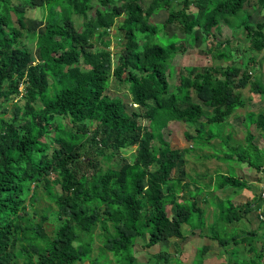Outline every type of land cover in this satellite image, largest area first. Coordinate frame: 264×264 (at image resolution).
<instances>
[{"label": "trees", "instance_id": "16d2710c", "mask_svg": "<svg viewBox=\"0 0 264 264\" xmlns=\"http://www.w3.org/2000/svg\"><path fill=\"white\" fill-rule=\"evenodd\" d=\"M140 1L97 0L103 9L89 16L92 0H0V103H16L11 119L0 116V264H110L107 254L114 264H137L136 245L150 248L170 238L183 239L184 225L222 249V261L214 264H264V235L236 228L253 210L264 227L261 188L253 202L234 203L232 197L214 195L225 188L234 194L253 191L234 174L215 173L212 188L200 182L212 176L195 170L189 179L174 177L186 150L162 136L171 123L185 124L196 132L185 134L189 141L206 147L220 139L214 155L195 159L200 167L215 158L264 176V147L256 145L253 133L255 129L264 140V111L244 116L240 145L232 146L233 134L222 129L245 106L240 89L250 85L256 95H264L260 78L255 76L254 82L248 69L255 65L254 54L264 51V23L249 25L243 13L249 0H151L145 9ZM172 3L181 9H173ZM255 6L264 12V0H255ZM161 10L167 12L166 22L151 25V17ZM28 16L44 25L41 33L28 31ZM73 16L81 22L80 30ZM234 18L238 23L229 27L241 30L249 43L245 67L236 65L232 54L209 48L211 59L224 66L183 67L176 78L171 62L184 43L168 36L165 26L188 35L199 28L209 40ZM113 28L118 32L115 54L109 50ZM23 37L36 43V63ZM173 80L177 83L172 87ZM122 85L130 105L109 96ZM133 147L132 161L114 168L113 161ZM96 151L101 162L95 161ZM40 183L56 209L58 225L51 235L42 227L47 213L34 208ZM205 191L212 193L208 203L217 217L207 234L205 209L196 202ZM181 193L189 198L181 201ZM228 227L237 230L228 234ZM96 230L101 249L91 259ZM207 251V245L199 247L191 264H208L203 259ZM156 259L187 264L164 252Z\"/></svg>", "mask_w": 264, "mask_h": 264}, {"label": "rangeland", "instance_id": "374dc122", "mask_svg": "<svg viewBox=\"0 0 264 264\" xmlns=\"http://www.w3.org/2000/svg\"><path fill=\"white\" fill-rule=\"evenodd\" d=\"M151 0H141L140 6L142 8H147L148 3ZM181 0H176L177 2H180ZM92 6L93 9L88 11L87 15L94 16V11L96 9H103L99 6L97 3V0H92ZM171 7L173 9H176L177 11L181 9V6L179 4H171ZM193 10V9H192ZM243 13L248 14L249 18V25L255 26L256 24L264 23V12L261 11L259 8L255 6V0H249L247 3L243 5ZM241 16V15H240ZM167 18V12L164 10L159 11L158 13L154 14L150 19L151 25H163L166 22ZM81 20V18L79 19ZM27 24H28V31L32 32L35 31L36 33H41L43 31V24L38 21L35 17L28 16L27 18ZM237 18L231 19V21H227L221 26V33L219 34V37L216 38H210L209 40L204 39V35L201 33L199 28H195L193 30V33L191 35L185 34L183 32H180L174 25H166L165 26V32H167L168 36L176 35L180 37L183 40V48L181 49L180 53L177 54V57L174 58L171 62V66L173 67L172 73L175 74V77L178 76V71L180 68H198V67H208L211 64L213 65H225L226 63L222 62L221 60H212L210 57V54L208 53L209 48L216 49V51H222L226 54L230 55L232 54V60L235 62L236 65H241L242 67H245V65L248 63L249 60V54H248V40L244 37L241 30H236L233 27L230 28L232 25H236ZM73 22L78 27V29L81 26V22L78 21L76 16H73ZM230 26V27H229ZM80 30V29H79ZM110 46L109 50L112 51V53H116L117 50V44L114 42L113 38L117 37L116 34H118L117 30L114 28L110 31ZM264 33V30H263ZM228 43H226V41ZM23 43L26 45L27 50L31 53L33 61L36 63L38 60V47L36 46V43L28 41L26 37L22 38ZM160 41L162 43H165L164 38H161ZM115 49V50H114ZM97 49H93V51H96ZM255 58V65L254 66H248V69L250 71V74L252 76V80L255 82V76L260 78L261 85L264 87V51L261 53L254 54ZM177 83V80H173L171 83V86L175 85ZM112 86L114 83L111 84ZM22 88V87H21ZM172 89V88H171ZM109 96L112 97H119L125 100L126 104L130 103V95L129 92L126 89V85H122L121 87L115 86L112 91H109ZM240 92L243 95V99L245 100V106L239 110L236 111L235 116H231L223 125L222 129L226 130L228 133L229 131L233 134L231 145L236 146L242 144L244 141L245 136V129L242 126L243 125V118L248 113H259L261 111H264V95H256L254 92L251 91L250 85L246 86L245 88L240 89ZM196 103H200L199 100L194 99ZM130 105V104H129ZM128 106L129 110H135L137 111V107L135 105ZM16 106V103L14 101L12 102H2L0 103V116L4 119H11L13 117V109ZM3 111H6L4 114H2ZM2 114V115H1ZM229 124V126H228ZM254 126L251 127L253 130ZM216 130V129H215ZM192 134V136L196 135V132L194 131V128L187 127L185 124L181 123H171L170 126L162 131L163 139L167 142H170L173 146L178 147L182 150H186L184 154V161L181 160L178 163V167L174 170L173 176L174 177H180L182 176L184 180L189 179V176H193L194 170L197 173H205L208 176H212V179L210 181L208 179L201 180V184H210L209 188H212L215 183V173L217 174H231L236 175L237 177L243 178L250 184L251 190L253 191H246L243 190L238 194H234L232 189L225 188L220 191H217L214 193V195L218 196L221 199H227L232 197V200L234 203H245L247 201L253 202L254 200V194H259V190L261 188V184L264 183V176L261 178V174L256 173V171L249 169L244 164H236L232 166V164L222 163L221 161L216 160L215 158H208L204 160L205 168L200 167L199 165H203L201 162H199V165L195 163V159L200 160V158L204 153V155H214V150L220 149L219 143L220 139H214L210 143L206 145V147L202 146L201 143L198 142V140L189 141L185 134ZM253 133L255 135V143L259 148L264 147V140L260 136V134L254 129ZM204 144V143H202ZM134 149L133 147L132 151L126 152L121 154V156L117 157L113 163L112 166L115 168L117 167L121 162L127 161L131 162L134 157ZM100 153L96 151L95 153V161L101 162V157H99ZM92 156V153L91 155ZM187 160V161H186ZM182 162V163H181ZM98 166H100V163H97ZM207 169V172H205ZM90 174H94L95 170H89ZM264 173V172H263ZM202 175V174H201ZM50 183L54 185V177H49ZM201 186V185H200ZM34 186L32 185L31 188ZM55 190L58 189V186H53ZM193 189V187H192ZM212 190V189H211ZM213 192V191H212ZM256 192V193H255ZM38 195L39 198L34 203L35 211L39 212L40 214L47 213L48 220L42 225L45 233L47 235H51V233L55 230V228L58 225V221L56 217L54 216V213L56 212L55 206L47 199L44 189L42 186V183L38 185ZM212 193L208 194V191L203 192L201 195L196 196V202L199 207H202L205 209V224L206 227L204 229V232L208 233V227L211 223H214L215 219L217 218L214 214L216 213L213 207L208 203V200L211 199ZM189 198L187 193H181L180 194V200L184 201ZM204 199L206 203L204 202ZM26 209L28 212L32 215V203L27 199L26 203ZM264 208V202L261 204ZM171 212H173V209H170ZM169 212V208H168ZM258 210H253L247 216L245 219H243L241 222L236 224V228L239 231H245L247 230H256L258 235H264V227H262L261 223L259 222L260 219H257ZM33 217V215H32ZM222 226L220 223L217 224L219 227ZM226 228V226H225ZM234 228V227H233ZM236 228L232 229L230 227L227 228L228 234H233L234 230H237ZM232 229V230H231ZM183 233V239H177V238H170L166 242H160L159 244L150 247V248H144L139 243L136 245V254H137V264H172V262L167 263V261L160 260L158 261L156 259V255L159 253H166L169 254L171 257H177L184 263L191 264L192 260L194 259L195 255H197V249L201 247L202 245L208 246L207 253L203 256V259L208 264H214L219 263L222 261V249L218 246V244L214 242H210L209 239L199 235V231H196L194 234H191V231L189 230V227L187 225H184L182 228ZM98 235L99 231L96 230L93 233L92 240L94 241L92 245V251H91V259L98 256V253L101 249V243L98 241ZM140 241L143 238H139ZM257 248L260 247V243H256ZM242 250V249H241ZM244 251H241L238 253L239 257H243ZM107 259L110 261V264H114L112 261V256L107 254ZM173 262L174 259H173ZM81 264H89L88 261L81 263Z\"/></svg>", "mask_w": 264, "mask_h": 264}, {"label": "built area", "instance_id": "2783aa9c", "mask_svg": "<svg viewBox=\"0 0 264 264\" xmlns=\"http://www.w3.org/2000/svg\"><path fill=\"white\" fill-rule=\"evenodd\" d=\"M261 197L264 198V183L261 184Z\"/></svg>", "mask_w": 264, "mask_h": 264}, {"label": "crops", "instance_id": "0c3cea01", "mask_svg": "<svg viewBox=\"0 0 264 264\" xmlns=\"http://www.w3.org/2000/svg\"><path fill=\"white\" fill-rule=\"evenodd\" d=\"M183 234V233H182ZM184 236V235H183Z\"/></svg>", "mask_w": 264, "mask_h": 264}, {"label": "clouds", "instance_id": "9594fccd", "mask_svg": "<svg viewBox=\"0 0 264 264\" xmlns=\"http://www.w3.org/2000/svg\"><path fill=\"white\" fill-rule=\"evenodd\" d=\"M21 90V89H20Z\"/></svg>", "mask_w": 264, "mask_h": 264}]
</instances>
